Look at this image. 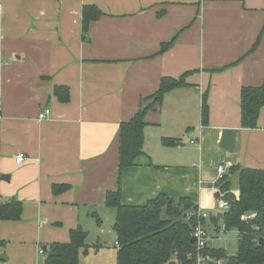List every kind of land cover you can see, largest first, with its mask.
<instances>
[{"label": "crops", "instance_id": "crops-1", "mask_svg": "<svg viewBox=\"0 0 264 264\" xmlns=\"http://www.w3.org/2000/svg\"><path fill=\"white\" fill-rule=\"evenodd\" d=\"M86 6L102 16L84 34ZM186 74L185 87L159 104L147 100L163 78ZM263 83L264 0H0V172L9 177L0 194L24 207L21 220L0 223L4 263L44 264L40 249L69 243L81 228L88 248L80 264H103L86 256L101 242L102 218L111 217L109 191L120 190L125 205L189 198L209 214L205 226L215 234L219 212L199 209L200 177L214 179L222 164L264 170V107L257 128L247 130L240 104L244 87ZM57 86L68 88L67 103ZM151 104L144 154L119 178L120 125ZM45 109L51 115L40 120ZM224 130L236 132L233 152L220 148ZM166 138L180 144L165 147ZM54 186L68 189L55 194ZM230 233L238 247L237 231Z\"/></svg>", "mask_w": 264, "mask_h": 264}, {"label": "trees", "instance_id": "trees-1", "mask_svg": "<svg viewBox=\"0 0 264 264\" xmlns=\"http://www.w3.org/2000/svg\"><path fill=\"white\" fill-rule=\"evenodd\" d=\"M101 16L102 13L96 6H86L83 9V33L87 34L90 24ZM259 42L260 38L257 44ZM171 45L172 43L164 44L161 52L167 51ZM186 76L187 74L179 80L163 78L157 93L147 100H152L153 104L161 103L167 93L186 86ZM54 94L61 103L69 101V90L66 87H55ZM153 104L141 108L133 119L120 125L119 178L125 169L137 166L138 159L144 154V131L147 126L145 115ZM240 104L241 127L256 129L264 107V83L260 87H244L241 90ZM202 118L206 123L208 106L205 101ZM162 143L165 147H173L178 146L180 141L166 138ZM231 176L237 177L239 197L224 213L221 221L214 216L211 222L214 227L218 226V231L221 223L227 232L236 230L240 233L237 252L234 256H229L222 248L207 247L203 255L228 264H264V245L254 242L255 238H264V170L240 166L229 168L218 183L223 193L231 191ZM1 179L0 172V182ZM67 189L68 187L54 186L53 192L59 194ZM106 206L116 211L113 230L117 237V264H195V244L192 243L191 234L198 225L199 210L189 198L175 201L166 195H159L145 205H125L122 203L120 190H117L107 193ZM23 209L20 201L14 198L4 200L0 194V223L21 220ZM248 213L255 217L246 222L241 217ZM86 239L87 233L81 228L71 231L69 243H55L48 247L44 254V264H80L81 251L88 248ZM5 246L6 242L0 239V256Z\"/></svg>", "mask_w": 264, "mask_h": 264}, {"label": "built area", "instance_id": "built-area-1", "mask_svg": "<svg viewBox=\"0 0 264 264\" xmlns=\"http://www.w3.org/2000/svg\"><path fill=\"white\" fill-rule=\"evenodd\" d=\"M50 115H51V111L49 109H45L43 111V113L39 116V119L40 120L47 119ZM191 145H197V146H199V148H201V144L199 142H196L195 140L191 141ZM24 158H25L24 155H19L16 158V163H18V164L22 163L24 161ZM217 169L221 170L219 173V176H217ZM228 170H229V167L226 164H222V165H219L218 167H216V176L214 178L215 183L210 184V188L215 187L217 189V191L214 193L216 196V207H217L218 212L222 213L223 215L225 212H227L229 210L230 205L227 202H225V200H224L225 193H223L219 189L218 183L225 177ZM221 199L224 201V205H225L223 208H221L220 204H219V201ZM245 217L246 218L244 220L246 222H248V221H251L255 216L253 214L248 213L245 215ZM198 218H199L198 225L193 229L192 234H191V237L194 240V244H195V257H196L195 264H224V262L222 260H217V259L211 258L210 256H204L203 251L205 249H207V247H209L208 244L210 243V241L222 239L221 236L223 234L227 233V231L225 230V227L221 226L219 231H217L215 234H213L212 232H210L206 228V226L204 224V222L209 218V214L198 211ZM197 230H199V232H200L199 237H196L194 235V233H196ZM256 230H259V229L256 228ZM237 233L239 236L240 233L238 231H237ZM259 239L260 238H255L254 242L256 244H259ZM39 254L44 255L45 254L44 250L40 249ZM190 256H193V254H190ZM1 264H5V263H1Z\"/></svg>", "mask_w": 264, "mask_h": 264}, {"label": "rangeland", "instance_id": "rangeland-1", "mask_svg": "<svg viewBox=\"0 0 264 264\" xmlns=\"http://www.w3.org/2000/svg\"><path fill=\"white\" fill-rule=\"evenodd\" d=\"M108 212L111 213V217H103L102 218V224L101 227H98L99 231H100V239L101 242L99 244V246L96 248V246H93L91 248V255L86 256V259L89 261H95L96 258L95 256L99 255V258H101L103 264H117V260L116 257L112 254V253H116V249L114 248V246L110 245V242H113V244L116 243L117 237H116V233L114 232V230L112 229L113 223L114 221H112L115 218L116 215V211L114 209H109L107 210ZM115 220V219H114ZM235 231V230H234ZM232 232V231H230ZM230 232L223 234L221 237L222 239L220 241L216 240V241H210V245H215L218 247H225L226 249L232 248L230 250V253L233 254L235 252V250L237 249V238L235 237V239H231L229 240L228 235H232ZM98 235V236H99ZM95 236L96 235L92 234L89 236V242H90V237ZM237 236V235H236ZM232 237V236H231ZM102 247H101V246Z\"/></svg>", "mask_w": 264, "mask_h": 264}, {"label": "clouds", "instance_id": "clouds-1", "mask_svg": "<svg viewBox=\"0 0 264 264\" xmlns=\"http://www.w3.org/2000/svg\"><path fill=\"white\" fill-rule=\"evenodd\" d=\"M220 169H217V176H219L220 173ZM201 187L198 190V205H199V209L201 211L203 210H209V209H214L216 206V201L214 199V193L217 191V189L215 187H204L203 185H205L206 183L209 184H214L215 183V179H213L209 174L203 173L200 177V181H199ZM220 207L223 208L224 205V201L221 199L219 201ZM246 217H241V219H245ZM194 235L196 237L200 236V232L199 230H197L196 233H194Z\"/></svg>", "mask_w": 264, "mask_h": 264}, {"label": "water", "instance_id": "water-1", "mask_svg": "<svg viewBox=\"0 0 264 264\" xmlns=\"http://www.w3.org/2000/svg\"><path fill=\"white\" fill-rule=\"evenodd\" d=\"M235 140H236V132L233 130H224L222 133V140L220 143V148L224 149L227 152H233L235 148ZM9 177L2 176V180H7ZM225 202H227L230 206H232L237 201V196L233 192H227L224 196ZM218 218L221 220L223 218V214L219 213ZM192 243L194 240L192 239ZM259 245H264V239H259ZM44 252H47V248L44 247ZM1 262H6L7 257L5 255L0 256ZM227 264V263H224Z\"/></svg>", "mask_w": 264, "mask_h": 264}, {"label": "bare ground", "instance_id": "bare-ground-1", "mask_svg": "<svg viewBox=\"0 0 264 264\" xmlns=\"http://www.w3.org/2000/svg\"><path fill=\"white\" fill-rule=\"evenodd\" d=\"M2 263H4V262H2Z\"/></svg>", "mask_w": 264, "mask_h": 264}]
</instances>
